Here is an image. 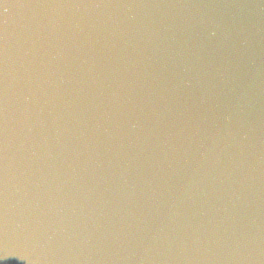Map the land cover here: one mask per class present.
Returning a JSON list of instances; mask_svg holds the SVG:
<instances>
[{"label":"water","instance_id":"obj_1","mask_svg":"<svg viewBox=\"0 0 264 264\" xmlns=\"http://www.w3.org/2000/svg\"><path fill=\"white\" fill-rule=\"evenodd\" d=\"M0 264H264V0H0Z\"/></svg>","mask_w":264,"mask_h":264}]
</instances>
